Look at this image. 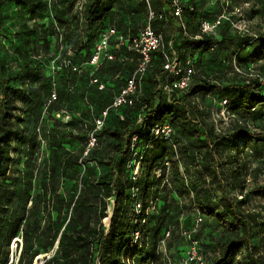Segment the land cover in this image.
<instances>
[{
    "label": "rangeland",
    "instance_id": "rangeland-1",
    "mask_svg": "<svg viewBox=\"0 0 264 264\" xmlns=\"http://www.w3.org/2000/svg\"><path fill=\"white\" fill-rule=\"evenodd\" d=\"M41 1L44 9L40 12H31L26 7L17 6L11 1H0V67H2L0 75L3 79L9 80L10 85L19 87V94H21L20 97L19 94H9V100L16 107L11 111L14 132L9 148L12 163L7 175L0 177V196L10 199L11 204L0 206V220L2 217L11 216V211H14L15 208H21L22 204L17 200V193L24 188L28 173H32L33 188L39 180H43V176L37 173V163L42 165L41 163L50 159L46 139L53 134L58 136L63 149L77 151L82 158L83 166L78 169L77 177L66 179L63 182L62 189L65 194L72 191L74 185L76 189H79L81 177L84 180L91 179L96 183H101L114 176V170L110 168L109 164H102L108 162L113 154V140L106 133L99 135L96 145L87 153L86 135L94 127L102 104L111 100L116 90L124 84L125 79L129 77L136 65V55L132 51L124 52V46L120 44L114 43L111 46L116 56L115 61L109 60L99 66H92L89 64V53L95 41L89 42V50L76 53L71 49V45L65 44L62 38H48L47 42H34V37L31 36L29 43H26L27 30L25 31V29L27 27L31 29L32 25L37 23L41 17L42 24H49L53 3H57L65 11L66 18L74 17L75 22L70 29V37L79 43L85 42L86 35L92 30L86 20L89 16L88 7L91 4L96 5L94 11L99 9V12L93 16L94 21L91 25L93 27L102 29L113 27L128 37L133 33L132 28L138 31L145 25L146 15L144 9L142 10L140 0H123L121 6L115 0H99L96 3L94 0ZM72 1L73 7L70 11L67 5ZM105 1L112 2L109 3V9L103 15L104 11L101 9V5ZM169 4V0H152V7L164 16L161 21L157 22L156 28L163 33L166 42L174 40L176 37L178 41L175 47L178 49L186 45V42L193 36L201 33L199 30L201 22L214 16L223 15L226 17L224 23L218 25L215 31L223 36L227 32L231 37H223L216 47L208 46L200 51L194 74L198 78L218 85L219 89L206 94L192 93V95L186 94V90H177L175 95L179 98L184 96L183 101L191 103L190 107L197 114V119L202 124V130L205 131L207 127L211 126L217 133L224 132L233 143L239 146L238 157H235V151L220 152L222 154L217 156L216 164L213 166L221 173L219 177L222 182L220 183L224 186L228 187L230 168H238L240 179L244 181V191L249 192L253 188L259 189L258 193H252L253 196L250 197L248 203L244 204V208L260 215L257 223L250 225V245L255 257H263L264 102L251 105L244 102L242 97L249 99L251 96L247 90H241L240 87L252 78L264 80V41L261 43L257 41L264 34V0H182L180 22L189 33L185 40L180 39L181 24L177 18H173L169 14ZM128 6H131V11L127 10ZM23 54L26 56L23 57ZM26 60L29 68L25 67ZM29 73H31L30 77ZM153 73L154 71L149 74V77ZM94 75L104 84L102 89L90 82ZM261 88L264 91V85ZM152 89L153 85L149 80L142 82L141 98L145 99ZM58 90H61V97L54 104L58 108L50 109L48 98L53 99ZM163 96L169 101L168 94L164 93ZM236 105H239L240 108L233 109V106ZM142 113L143 110L141 111L140 107L132 111L136 119L138 116H142ZM238 123L244 125L254 134L243 139L234 137V125ZM115 126L113 117L110 122L105 124L106 128ZM35 151L38 152V155L34 154L32 157L31 154ZM134 157L135 155L126 153L122 162V166L125 167L124 176L117 180L135 181L137 179L141 172V163L138 176L134 179V168L131 167ZM32 158L35 159V162ZM27 161L31 166L26 165ZM182 167L181 165L180 168L182 169ZM169 170L170 164L166 166L165 179L170 177ZM158 171L159 169L155 172L156 176ZM197 171L202 172L208 180L207 186L211 202L216 207L223 206L219 183L209 184L211 182L210 174L205 172L202 167L191 168L188 175L194 178ZM164 185L165 180L156 184L146 196V217L148 220L146 234L150 231L147 247L151 245L152 241L151 228L155 220L163 215L160 212L163 207L166 215L163 218H168V221L164 223L167 227H171L175 235L163 239L165 228L159 232L156 249L165 247L166 256L169 258L167 260L166 257L160 256L158 264H177L176 262L185 248L183 240L178 237L180 229L191 226L198 210L196 207L190 206L185 197L178 195L177 189L171 190L170 183L166 187H163ZM137 194L138 192L133 187L129 188V197L139 202ZM111 200L104 199L106 202L104 214L107 217L112 216L111 208L108 209ZM101 212L102 205L99 203H95L89 210V222L95 230H98V224L102 218ZM117 216L125 225L129 212ZM3 229L0 224V264H3L1 258L5 253H7L8 260L4 264L9 262L11 256L12 264H15L17 248L15 252H11L12 238L7 243L8 237ZM197 229V237L200 246H202L205 262L214 264L213 261L218 255L216 242L223 237V230L207 216L198 224ZM70 230H72L71 227L68 231L70 232ZM89 238L94 241L92 235ZM19 239L21 238L19 237ZM58 254L54 253L53 255L58 256ZM246 254H249L248 248H244L234 256L233 264L242 260ZM43 255L46 254L38 256ZM53 255L50 254V257ZM34 264H37V261Z\"/></svg>",
    "mask_w": 264,
    "mask_h": 264
},
{
    "label": "trees",
    "instance_id": "trees-1",
    "mask_svg": "<svg viewBox=\"0 0 264 264\" xmlns=\"http://www.w3.org/2000/svg\"><path fill=\"white\" fill-rule=\"evenodd\" d=\"M0 1H11L17 6L26 7L31 12H40L44 9L41 0ZM94 1L96 3L99 0ZM115 1L119 3V6L124 2L123 0ZM140 1L142 2V10L144 9L146 15L145 4L142 0ZM111 2L105 1L101 5V9L104 11L103 15L109 9V3ZM95 6V4H91L88 7L87 12L89 16H87L86 20L90 30H92L86 35L85 42L79 43L76 39L70 37V29L75 22L74 17L66 18L65 11L57 3H53L50 23L47 25L42 24L40 22L41 17L37 23L32 25L31 29L27 27L25 29V31L27 30L26 43H29L31 36L34 37V42H47L48 38H62L65 44L71 45V49L78 53L82 50H89V42L95 41L89 53L90 58L99 35L104 30L100 27L91 26L94 21L93 16L99 12V9L94 11ZM72 7L73 1L67 5L70 11H72ZM126 8H128V11L132 10L131 6ZM153 9L155 10L154 7ZM155 12L159 15L156 10ZM215 18L216 16L208 20ZM144 21H146V16ZM159 21H161V18L157 17L153 21L152 26L157 32L161 33L156 28V24ZM130 25L132 26V23ZM39 27L40 29H38ZM117 31L121 33L119 30ZM132 31V35L127 38L133 37L138 32L135 28H132ZM181 31L180 39L185 40L189 33L185 27ZM218 35L221 38L219 41L205 34L201 35V41L194 38L188 39L189 41L186 42V45L195 43L199 49L194 65L197 63L200 51L214 43L218 45L223 37H231L227 32L224 33V36L219 33ZM177 41L176 37L172 40L175 49H178V47H175ZM257 41H260V43L264 41V34ZM114 43L111 41V44ZM123 50L124 52H129L124 47ZM178 50L180 51L181 49ZM25 56L23 54V57ZM105 61L109 60L102 61L100 65ZM162 63L161 51L154 52L152 66L143 79V82L146 80L151 82L153 85L152 92L145 99L140 97V102L131 106H121L118 109L110 108L102 127L96 130V143L99 135L105 133L114 142L113 154L108 162L102 163L99 161L102 164H109L110 168L114 170V176L108 181L96 183L91 179L84 180L81 177L79 189H76L74 185L72 191L65 194V191L62 189L63 182L66 179H75L77 177L78 169L83 166L82 158L77 151L63 149L56 134L46 139L50 159L41 163L42 165L37 163V173L43 176V180H39L38 184L33 188L31 183L32 173H28L24 188H22L21 192L17 193V200L22 204L21 208H15L14 211H11V216L2 217L0 220V224L8 237L7 243L10 238L15 236H19L22 240L21 247L19 243L17 244V260L15 264H34L37 256L49 253L55 242L57 245L55 254L59 253L58 256L53 255L47 258L43 264H92L96 257L99 260V264H158L161 258L156 253V241L159 232L162 228H165V231L170 229L171 234L169 238L173 237L175 233L171 227H167L164 223L168 221V218H163L166 215L165 209L162 207L160 212L163 215L155 220L151 228V245L147 247L150 231L146 234L148 223L146 217V196L156 184H159L163 180H165L163 187H166L170 183L171 190L177 189L178 195L185 197L190 206L196 207L198 212L203 215V220L207 216L209 219L214 220L223 230V237L216 242L218 255L213 261L214 264H233L234 256L244 248L249 249V254H246L242 260H238L236 264H264V256L255 257L250 245V225L257 223L260 215L244 208V204L248 203L251 199L250 197L253 196L252 193H258L259 189L253 188L249 192L244 191V181L240 179V170L238 168H230L231 175L229 174L228 187H226L220 183L222 182V179L219 177L221 173L213 166L216 164L217 156L222 154L220 152H226L227 150L235 151V157H238L239 146L233 143L224 132L217 133L211 126L207 127L205 131L202 130V124L197 119V114L190 107L191 103H185L183 101L185 99L184 96L180 98L176 97L175 93L177 90L168 97L169 101L165 96H163L164 98L162 97L164 92L158 88V79L162 76ZM25 64V67L29 68L27 60ZM153 71L154 73L149 77V74ZM194 74L192 75V82L186 90V94H206L219 89L218 85L198 78ZM30 76L31 73H29ZM93 77L97 76L94 75ZM263 85L264 82H261L259 78H252L243 83L240 89L247 90L251 97H248L249 99L242 97V100L250 105L264 102V91L261 88ZM95 86L98 87L97 85ZM19 92V87L10 85L9 80L3 79L0 75V177L7 175L12 163L9 148L14 132L11 111L16 107L9 100V94H19ZM20 96L21 94H19ZM60 97L61 90H58L53 99L48 98L50 109L58 108L54 104L59 101ZM111 100L108 103L102 104V109L96 119L101 117L102 111L110 105ZM137 107H140L141 111L143 110L142 115H145L147 119L138 122L139 116L136 119L135 115L132 114V111H135ZM239 108V105L233 106V109ZM119 114H122L124 118L120 119ZM112 117L115 119L116 126L106 128L105 124L110 122ZM164 121L169 122L172 128H174L172 135L173 144L167 143L161 138H153L151 135L152 127ZM234 131V137H239L240 139L254 134L239 123L234 125ZM88 135L89 133L86 135V147ZM133 136H136L134 147H132ZM134 149L138 151L137 158L141 163V172L135 181H131L130 179L122 181L120 179L123 178L125 172L122 162L125 159L126 153L133 154ZM34 154L38 155V152H33L31 156L33 157ZM32 160L35 162V159L32 158ZM233 160L235 161V158ZM165 161H168L170 164L169 179H165ZM26 165L31 166L29 161L26 162ZM181 165L183 166L182 169L180 168ZM198 167H202L205 172L210 174L211 182L209 184L219 183L223 206L216 207L211 202L207 186L208 180H206L202 172L197 171L194 178L188 175L191 168L195 169ZM158 169L161 170V174L157 177L155 172ZM117 178L120 179L117 180ZM130 187H134L138 192L137 195H139L137 197L141 204L139 217L146 218L143 237L140 243L136 244H131V234L137 225L136 222L139 217L136 218V211L134 209L136 200L131 199L128 195ZM239 196L242 197L239 199ZM105 198L112 199L109 202V208L112 210L111 217H107L104 214L106 208ZM95 203L102 205V218L98 224V230H95L89 222V210ZM10 204V199L0 196V206ZM127 211L129 212L128 221L124 225L117 215L122 216ZM70 227L72 230L69 232L68 229ZM89 235L94 237V241L90 240ZM178 237L182 239L180 232ZM182 256L183 253L180 254V257ZM126 259H129V262ZM7 260L8 256L5 253L1 258V262L4 264Z\"/></svg>",
    "mask_w": 264,
    "mask_h": 264
},
{
    "label": "built area",
    "instance_id": "built-area-1",
    "mask_svg": "<svg viewBox=\"0 0 264 264\" xmlns=\"http://www.w3.org/2000/svg\"><path fill=\"white\" fill-rule=\"evenodd\" d=\"M146 7V21L142 29L138 30L136 35L131 38L125 37L123 34L119 33L115 28L109 27L104 29L95 44L94 50L89 58V64L92 66H99L100 63L104 60H115L116 56L112 49L111 41L115 44H120L126 48L127 51H132L136 55V65L133 71L130 73L129 77L126 79L124 84L120 86L118 91L113 96L111 103L106 107L102 113L101 117L95 120V127L88 135V143L86 147V152L96 144V130L101 128L103 122L107 116L108 110L118 109L121 106H131L137 102H140L141 97V83L143 82L144 76L152 66L153 54L156 51H161V56L163 59L162 63V76L159 81L158 88L161 89L164 93L170 96L172 91L187 90L191 84L192 75L195 72V60L198 54V48L195 43L187 44L184 47L175 49L173 43H165L164 36L160 32H157L152 24L153 21L158 17H164L162 14H156L155 10L152 7V0H142ZM170 9L169 14L173 18L179 20L181 28L184 29V26L181 21V11H182V0H169ZM225 16H216L213 20H207L200 23L199 30L200 34L195 35L192 38L195 40L201 41L202 34L211 35L214 40L219 41L221 38L218 33L215 31V28L225 20ZM185 35L187 33L183 31ZM217 43L212 44V47H216ZM261 81V78H259ZM91 83H94L98 86L99 89L104 87V84L97 78L93 77L90 80ZM120 119H123V115L119 114ZM147 119L145 115L138 117V122ZM174 131L171 124L167 121L162 123L155 124L152 127L151 135L153 138H161L167 143H172V135ZM136 141V136L132 138V147H134ZM133 155L135 157L132 159V168L134 179L138 176V169L140 167L139 159L137 158L138 151L133 150ZM164 164L167 166L169 163L165 161ZM161 174L159 169L157 177ZM134 188V187H133ZM135 189V188H134ZM136 190V189H135ZM137 191V190H136ZM242 196H239L241 198ZM109 209V207H108ZM136 218L139 217V211L141 209L140 202H135ZM203 221V215L197 211V215L193 223L189 228L180 229V235L184 241V252L183 256L176 262L177 264H206L205 259L202 253V246H200L199 239L197 237L198 224ZM137 225L133 229L131 234V244L140 243V240L143 237L144 226L146 224L145 217H139L137 219ZM171 231L167 229L164 234L163 239H168L170 237ZM20 239L18 236L12 238L11 243V252H15L17 244ZM14 244V247H13ZM156 253L159 256H166V248L156 249ZM51 254V253H50ZM50 254L37 257L35 262L37 264H43V262L50 257ZM129 262V259H126ZM7 264H12V256ZM92 264H99V260L96 257L93 260Z\"/></svg>",
    "mask_w": 264,
    "mask_h": 264
},
{
    "label": "crops",
    "instance_id": "crops-1",
    "mask_svg": "<svg viewBox=\"0 0 264 264\" xmlns=\"http://www.w3.org/2000/svg\"><path fill=\"white\" fill-rule=\"evenodd\" d=\"M164 36V35H163ZM165 37H164V41H165ZM175 39V38H174ZM169 42H171L172 43V40H170ZM169 42H166L165 41V43L167 44V43H169ZM19 237V236H18ZM21 244H22V240L20 239V241H19V246L21 247ZM56 242H55V244H54V246H53V248L49 251L50 253H51V255H53L54 253H55V251H56Z\"/></svg>",
    "mask_w": 264,
    "mask_h": 264
},
{
    "label": "bare ground",
    "instance_id": "bare-ground-1",
    "mask_svg": "<svg viewBox=\"0 0 264 264\" xmlns=\"http://www.w3.org/2000/svg\"><path fill=\"white\" fill-rule=\"evenodd\" d=\"M13 247H14V244H13ZM41 257V256H38V258Z\"/></svg>",
    "mask_w": 264,
    "mask_h": 264
}]
</instances>
